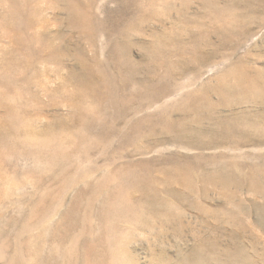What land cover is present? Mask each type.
Instances as JSON below:
<instances>
[{"label":"rangeland","instance_id":"374dc122","mask_svg":"<svg viewBox=\"0 0 264 264\" xmlns=\"http://www.w3.org/2000/svg\"><path fill=\"white\" fill-rule=\"evenodd\" d=\"M0 264H264V0H0Z\"/></svg>","mask_w":264,"mask_h":264}]
</instances>
